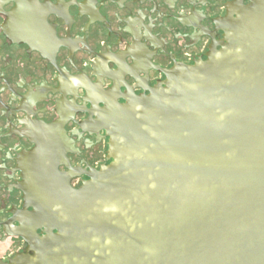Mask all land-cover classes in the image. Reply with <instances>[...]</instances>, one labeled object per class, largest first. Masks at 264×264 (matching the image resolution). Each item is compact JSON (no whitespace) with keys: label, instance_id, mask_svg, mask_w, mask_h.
Masks as SVG:
<instances>
[{"label":"water","instance_id":"water-1","mask_svg":"<svg viewBox=\"0 0 264 264\" xmlns=\"http://www.w3.org/2000/svg\"><path fill=\"white\" fill-rule=\"evenodd\" d=\"M234 16L206 61L107 108L108 167L38 186L26 264H264V0Z\"/></svg>","mask_w":264,"mask_h":264},{"label":"flooded vegetation","instance_id":"flooded-vegetation-1","mask_svg":"<svg viewBox=\"0 0 264 264\" xmlns=\"http://www.w3.org/2000/svg\"><path fill=\"white\" fill-rule=\"evenodd\" d=\"M250 1L0 0V264L47 235L38 186L76 190L113 162L107 108L206 61Z\"/></svg>","mask_w":264,"mask_h":264}]
</instances>
